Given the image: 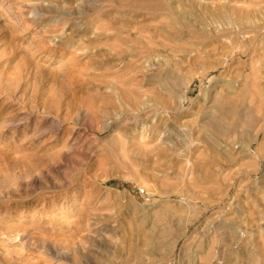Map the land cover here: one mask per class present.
<instances>
[{
    "label": "rangeland",
    "instance_id": "374dc122",
    "mask_svg": "<svg viewBox=\"0 0 264 264\" xmlns=\"http://www.w3.org/2000/svg\"><path fill=\"white\" fill-rule=\"evenodd\" d=\"M263 122L264 0H0V264H264Z\"/></svg>",
    "mask_w": 264,
    "mask_h": 264
},
{
    "label": "bare ground",
    "instance_id": "6f19581e",
    "mask_svg": "<svg viewBox=\"0 0 264 264\" xmlns=\"http://www.w3.org/2000/svg\"><path fill=\"white\" fill-rule=\"evenodd\" d=\"M220 24H221V22H220ZM175 78H176V77H175ZM175 78H174V79H175ZM175 80H177V79H175ZM262 121H263V120H262ZM263 123H264V122H263ZM202 128H204V129H205V126H203ZM42 133H43V132H42Z\"/></svg>",
    "mask_w": 264,
    "mask_h": 264
}]
</instances>
